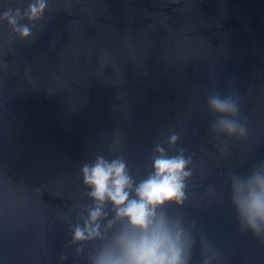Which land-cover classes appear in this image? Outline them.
Masks as SVG:
<instances>
[{"label": "water", "instance_id": "water-1", "mask_svg": "<svg viewBox=\"0 0 264 264\" xmlns=\"http://www.w3.org/2000/svg\"><path fill=\"white\" fill-rule=\"evenodd\" d=\"M30 2L0 0V264H89L106 241L81 254L71 243L94 206L82 165L121 155L138 183L156 144L193 157L188 199L166 206L196 238L192 264L202 239L213 264H264L230 199L231 174L264 161V0H47L36 21ZM9 9L30 37L2 18ZM214 98L237 101L240 117ZM221 117L246 120L247 138L213 131ZM105 212L102 232L110 201Z\"/></svg>", "mask_w": 264, "mask_h": 264}, {"label": "clouds", "instance_id": "clouds-1", "mask_svg": "<svg viewBox=\"0 0 264 264\" xmlns=\"http://www.w3.org/2000/svg\"><path fill=\"white\" fill-rule=\"evenodd\" d=\"M47 0L30 2L24 15L36 21L43 17ZM11 9L2 13L22 39L32 35L27 25H20ZM211 107L231 117H240V106L231 98L211 100ZM213 131H221L228 137L245 139L248 136L247 121L221 117L212 124ZM179 136L169 138L176 145ZM179 148L174 155L156 144L152 156V171L138 183L128 166L127 160L117 155L111 159L98 155L91 163L81 168L83 184L88 191L85 195L94 206H86L87 218L83 224L70 226L73 232L72 244L80 245L76 251L83 252V245L97 239L106 242L89 257V264H192V254L196 238L178 215H170L168 205L183 206L188 199V181L193 172L192 155H185ZM134 193V195H133ZM230 199L236 210L240 228L252 232L264 241V161L255 164L248 172H234L230 176ZM111 202L115 217L107 220V228L101 231L106 218L105 206ZM126 221V223L124 222ZM117 222H122L111 238L107 231ZM202 260L200 264H213L219 254L212 245L201 240ZM61 259H66L62 257Z\"/></svg>", "mask_w": 264, "mask_h": 264}]
</instances>
